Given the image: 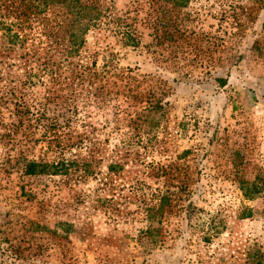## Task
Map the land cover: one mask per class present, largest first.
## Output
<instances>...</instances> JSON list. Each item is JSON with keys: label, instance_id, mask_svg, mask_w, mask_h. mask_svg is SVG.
Masks as SVG:
<instances>
[{"label": "rangeland", "instance_id": "374dc122", "mask_svg": "<svg viewBox=\"0 0 264 264\" xmlns=\"http://www.w3.org/2000/svg\"><path fill=\"white\" fill-rule=\"evenodd\" d=\"M183 1L68 66L60 7L0 0V264H264V0Z\"/></svg>", "mask_w": 264, "mask_h": 264}, {"label": "trees", "instance_id": "16d2710c", "mask_svg": "<svg viewBox=\"0 0 264 264\" xmlns=\"http://www.w3.org/2000/svg\"><path fill=\"white\" fill-rule=\"evenodd\" d=\"M115 0H35L36 11L38 15H47V12L53 7H60L65 19L64 27L66 30V47L65 62L71 66V59L78 54L85 44V38L89 32L98 30L110 34L116 38L122 46L138 47L140 45V36L137 34V26L143 23L144 18L141 17L143 4L139 1L132 0L125 11H115ZM172 5L184 4L183 0H168ZM169 22L173 24L172 12L169 11ZM134 14L136 18L132 17ZM132 22L131 23H129ZM162 20L156 18L148 23L153 30L156 40L158 37L159 27ZM143 25V24H142ZM8 30V29H7ZM6 30V31H7ZM11 43L16 45L19 41L18 35L11 36ZM56 166L50 164H40L29 162L26 166L27 175H42L54 173ZM61 168L63 166H60ZM60 168V169H61ZM53 169V170H52Z\"/></svg>", "mask_w": 264, "mask_h": 264}]
</instances>
